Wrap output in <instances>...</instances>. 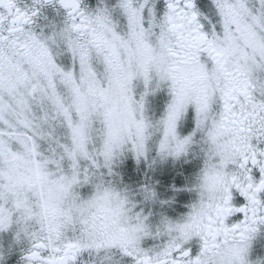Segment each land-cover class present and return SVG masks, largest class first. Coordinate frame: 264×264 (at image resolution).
I'll return each instance as SVG.
<instances>
[{"label": "snow or ice", "instance_id": "6c2138e0", "mask_svg": "<svg viewBox=\"0 0 264 264\" xmlns=\"http://www.w3.org/2000/svg\"><path fill=\"white\" fill-rule=\"evenodd\" d=\"M0 264H264V0H0Z\"/></svg>", "mask_w": 264, "mask_h": 264}]
</instances>
